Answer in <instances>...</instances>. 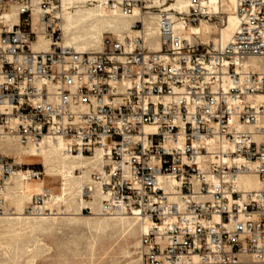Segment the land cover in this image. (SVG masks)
<instances>
[{
	"label": "built area",
	"instance_id": "2783aa9c",
	"mask_svg": "<svg viewBox=\"0 0 264 264\" xmlns=\"http://www.w3.org/2000/svg\"><path fill=\"white\" fill-rule=\"evenodd\" d=\"M155 1L110 0L126 16L143 11L134 34L79 52L64 42L61 0H0L1 11L19 7L18 24L0 16V137L99 155L82 197L145 225L141 264H264V71L246 63L264 58V0H238L226 45L179 27L223 26L225 11L209 0H189L188 12L147 8ZM152 11L160 51L146 37ZM40 36L48 50L32 48ZM15 173L40 180L45 168L0 154L2 217L17 215L7 196ZM247 175L261 187L242 188ZM52 200L45 186L23 213L57 212Z\"/></svg>",
	"mask_w": 264,
	"mask_h": 264
},
{
	"label": "bare ground",
	"instance_id": "6f19581e",
	"mask_svg": "<svg viewBox=\"0 0 264 264\" xmlns=\"http://www.w3.org/2000/svg\"><path fill=\"white\" fill-rule=\"evenodd\" d=\"M110 0H61L59 10L60 25L64 32V42L79 52L103 50L106 34L115 33L119 37L125 35L132 36L134 30L133 23L143 16V11L136 9L133 16L124 15L119 6L111 7ZM121 2L122 0H115ZM208 3L218 12L223 9L227 12V20L224 26L219 29L218 39L224 45L231 41L237 31L240 20L236 13L238 0H209ZM179 12H188L190 7L189 0H171L170 2L155 1L147 8H163ZM0 16L10 26L19 23V7L12 6L9 11L0 9ZM152 18L148 22L147 40H152V48L156 51L161 50V42L156 24L157 13L152 11ZM180 29L186 34L187 38L193 40L198 35L205 38V42H210V33L213 32L214 25L211 22L202 20L199 25L194 27H183ZM189 28V29H188ZM34 50H48L49 41L40 36L37 42L32 44ZM249 65L259 67L264 71V58L253 57L246 62ZM0 153L13 155L18 164L30 163L37 160L45 168V178L40 180L25 181L20 173L13 174L11 178L12 192L9 196L17 209V215L2 217L0 216V247L14 248L21 250V243L37 231H50L68 222L74 226H88L96 231L122 230L131 233L136 222L129 216H106L101 213L99 200L86 201L82 197L81 189L84 184L90 182V175L99 163V155L94 159H87L82 156H71L64 152L63 142H52L49 140L36 148L33 145L22 146L16 137H0ZM31 155L40 158H31ZM80 171L81 176L75 172ZM47 178H53L58 182L57 191L54 192L53 200L47 205V210L57 212L44 213L41 216H25L23 211L31 198L43 191L47 186ZM13 180L15 186L13 184ZM57 184V183H56ZM239 185L245 189H259L261 183L257 176L247 175L239 179ZM11 204V203H10ZM14 207V208H15ZM92 208V213L86 214L83 209ZM135 221V222H134ZM134 222V223H133ZM63 227V226H62ZM141 231L145 225H141ZM140 248V240L136 243ZM131 264H140L138 260H133Z\"/></svg>",
	"mask_w": 264,
	"mask_h": 264
},
{
	"label": "rangeland",
	"instance_id": "374dc122",
	"mask_svg": "<svg viewBox=\"0 0 264 264\" xmlns=\"http://www.w3.org/2000/svg\"><path fill=\"white\" fill-rule=\"evenodd\" d=\"M226 20L227 12H225ZM223 26L213 27V32L208 35L209 41L218 38L219 29ZM107 36L118 35L108 33ZM201 38L205 41V38ZM3 155L16 161L13 155ZM29 162L43 168L37 160ZM13 184H15L14 180ZM46 184L53 188L54 192L57 191L58 182L53 178H47ZM15 186L18 185L15 184ZM11 192L12 188H9L7 196L10 205L15 207L9 196ZM133 225L134 230L131 233L119 229L103 232L88 226L78 227L64 222L50 231H37L30 234L21 243L20 251L5 246L0 247V264H131L132 259L138 260L141 264L140 248L136 247V243L140 240L141 227L138 222Z\"/></svg>",
	"mask_w": 264,
	"mask_h": 264
}]
</instances>
